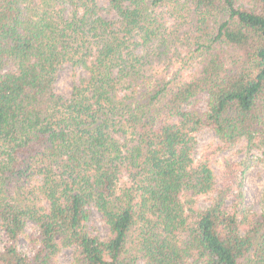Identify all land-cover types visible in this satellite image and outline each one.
Here are the masks:
<instances>
[{
    "label": "trees",
    "instance_id": "trees-1",
    "mask_svg": "<svg viewBox=\"0 0 264 264\" xmlns=\"http://www.w3.org/2000/svg\"><path fill=\"white\" fill-rule=\"evenodd\" d=\"M205 127L246 149L224 163L241 199L264 157V0H0V264H264V204L240 218L195 156Z\"/></svg>",
    "mask_w": 264,
    "mask_h": 264
},
{
    "label": "rangeland",
    "instance_id": "rangeland-1",
    "mask_svg": "<svg viewBox=\"0 0 264 264\" xmlns=\"http://www.w3.org/2000/svg\"><path fill=\"white\" fill-rule=\"evenodd\" d=\"M72 77L73 76L70 67H66L60 73L57 88L66 95L71 93L72 86L74 84V79ZM199 106L203 109L206 107L205 98L202 97ZM196 137L197 148L195 151V156L200 158L201 155L208 154L211 159L212 167L216 173L219 186L223 187L226 184H231V188L233 189V194H231L232 197L230 198L231 204L238 205L240 210V218H247L248 215L261 210L264 204V157L262 154L256 150L254 151L256 156L255 161L251 169L246 174L243 184L240 187L242 191V196L240 197L241 199H237L236 194L238 192L239 185L236 182L232 183L225 180L224 163L226 160L240 162L246 157V149H244L241 145L231 149H219V139L217 138L215 132L209 127L201 129L197 133ZM214 196L215 194L200 197V199H198V205H208ZM88 224L91 231L94 233L100 234L102 237L107 236V227L102 219L101 214L96 209H93L92 216ZM29 230L31 231V229ZM3 241L4 239L1 236L0 246H2L4 243ZM19 246L25 252L31 251L27 238L25 237L21 238ZM71 260V249H64L58 256V262L60 264L69 263ZM139 264H142V262Z\"/></svg>",
    "mask_w": 264,
    "mask_h": 264
}]
</instances>
